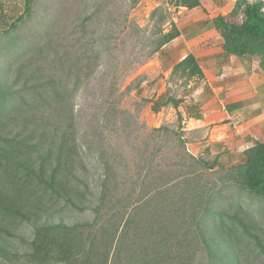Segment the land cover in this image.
Returning a JSON list of instances; mask_svg holds the SVG:
<instances>
[{
  "label": "trees",
  "instance_id": "16d2710c",
  "mask_svg": "<svg viewBox=\"0 0 264 264\" xmlns=\"http://www.w3.org/2000/svg\"><path fill=\"white\" fill-rule=\"evenodd\" d=\"M43 1L28 0L25 15L0 31V235L55 213L62 202L86 208L79 206L89 190L76 174L83 147L74 100L98 77L106 86L92 137L102 176L90 222L37 224L26 252L0 245V264H198L200 251L204 264H240L242 241L264 257L259 225L248 213L264 201V141L226 164L224 151L210 158L187 149L179 113L177 124H138L148 99L134 111L121 107L125 91L114 65L127 29L142 30L129 20L138 0ZM199 4L168 0L155 7V37L139 62L179 35L172 12ZM213 23L224 52L257 56L264 69V0H236ZM202 77L196 57L187 54L167 81L186 88ZM182 100L170 93L165 105L176 108ZM138 130L144 132L129 146L130 172L128 148L109 135L130 138Z\"/></svg>",
  "mask_w": 264,
  "mask_h": 264
},
{
  "label": "rangeland",
  "instance_id": "374dc122",
  "mask_svg": "<svg viewBox=\"0 0 264 264\" xmlns=\"http://www.w3.org/2000/svg\"><path fill=\"white\" fill-rule=\"evenodd\" d=\"M46 1V0H44ZM43 1V2H44ZM52 1L54 0H47ZM168 0H138V2L129 9V20L132 26L138 25L142 30H134L128 28L122 38L120 44V50L115 53L121 56L117 59L116 75L118 77L119 91H125L121 97V107L135 110L136 103H142L143 99H148L142 109L138 113V124L146 126L147 128L159 127L165 123H175L177 119L176 110L170 106L165 105V98L170 93L175 95L186 94L190 88H183L182 84L176 81V84H168L167 79L161 76L160 69L162 66H148L147 64L155 58V54L148 59L146 62L141 63L145 59L146 53L152 47L151 40L154 38L155 32V19L151 18L152 10L159 6H166ZM28 0H0V31H4L9 27L11 23H14L24 16L26 13V6ZM54 5V3H53ZM128 5V4H127ZM173 11V10H171ZM41 12V11H40ZM173 17V12H172ZM117 31V29L115 28ZM137 77L136 80L129 85V83ZM129 85L128 90L126 87ZM106 81L104 79L95 78L93 79L84 89L80 90L74 100V109L76 121L78 123L80 132L79 137L81 138V144L83 147V154L81 163L83 168L77 170L76 174L86 183L88 187V194L85 201L79 205L85 206L83 210H78L71 205H64V203L57 204L55 206V213L50 215H44L37 217V220L33 222H23L15 227H10L4 233L0 235V245L10 249L13 252L23 253L28 250V242L32 239L34 234V226L37 224L44 223H64L66 225H73L76 223H88L93 218V207L95 205V199L99 193V183L102 176V165L99 163L97 154H95L96 140L93 144V132L97 128V116L98 103L105 90ZM163 91H166L165 93ZM183 127V124H182ZM134 133L130 138L124 137L118 138L117 135L113 136L111 141L124 143L128 151V168L129 171H133L134 160L130 158L132 151L129 149L131 144L137 145L143 137V130ZM184 131V130H182ZM183 136L187 139L186 147L194 155H205L210 154V158L216 152H225L221 157V161L226 164L236 163L243 159L242 152L230 150H216L211 148L208 152L201 151L202 147H192L189 143L193 141L194 136L191 133L183 132ZM197 137L199 135H196ZM129 141V142H128ZM167 161V160H166ZM228 162V163H227ZM81 167V166H80ZM216 176V174H214ZM78 206V208H79ZM249 218L252 222L259 225L257 230L264 239V201L256 204L253 210L249 212ZM248 221V220H247ZM245 242L242 241L240 244L243 247V258L240 264H262L264 261L263 255L258 253V248L254 244H250V251L245 249ZM205 257L200 251L195 256V263L204 264Z\"/></svg>",
  "mask_w": 264,
  "mask_h": 264
},
{
  "label": "crops",
  "instance_id": "0c3cea01",
  "mask_svg": "<svg viewBox=\"0 0 264 264\" xmlns=\"http://www.w3.org/2000/svg\"><path fill=\"white\" fill-rule=\"evenodd\" d=\"M199 1L198 6H180L173 12L179 35L163 45L147 67L162 66L161 76L167 79L176 62L194 55L203 77L191 80L190 90L177 95L183 100L173 107L182 117L183 130L194 136L189 144L203 146V152H242L254 141H264V69L257 56L227 54L221 46L213 19L227 14L236 0Z\"/></svg>",
  "mask_w": 264,
  "mask_h": 264
}]
</instances>
